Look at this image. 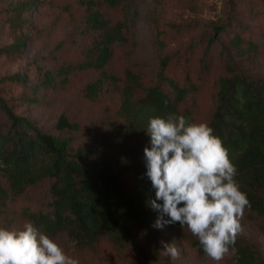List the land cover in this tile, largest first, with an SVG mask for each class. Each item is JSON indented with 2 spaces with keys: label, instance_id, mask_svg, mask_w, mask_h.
I'll list each match as a JSON object with an SVG mask.
<instances>
[{
  "label": "rangeland",
  "instance_id": "374dc122",
  "mask_svg": "<svg viewBox=\"0 0 264 264\" xmlns=\"http://www.w3.org/2000/svg\"><path fill=\"white\" fill-rule=\"evenodd\" d=\"M96 1L112 24L126 22L125 41L114 47L110 70L122 77L126 66H136L144 76L145 88L160 86L175 97L170 82L159 76L164 57L161 48L168 46L171 59L164 73L188 89L180 109L192 113L193 123L211 125L222 79L232 77L227 62L232 61L240 74L264 80V0H167L164 14L156 0H127L114 10L104 7V0ZM234 32L245 40L244 51L252 42L256 52L240 58ZM97 35L87 28L85 7L77 0H0V99L41 131L70 140L73 151L93 144L108 153L104 146L117 137L112 133L121 106L117 92L91 103L85 99L86 87L97 80V72L84 70L69 85L58 74L65 60L83 63ZM17 75L23 82L13 80ZM46 75L54 77L50 85L45 83ZM63 115L79 126L77 131L56 128ZM228 151L233 160L242 148ZM117 154L126 157L128 151ZM141 156L145 157L144 150ZM125 185L133 190L136 181L130 176ZM50 202L49 183L43 182L0 211V228L22 229L29 220L22 218L21 211L27 207L46 210ZM241 223L244 231L237 240L256 249L264 261V217L245 212ZM155 229L134 227L121 248L108 236L88 251L77 248L68 234L52 239L80 264H215L198 254L194 248L198 239L186 226ZM173 241L181 251L176 260L161 254L166 250L161 242ZM232 257L226 256L220 264H232Z\"/></svg>",
  "mask_w": 264,
  "mask_h": 264
},
{
  "label": "trees",
  "instance_id": "16d2710c",
  "mask_svg": "<svg viewBox=\"0 0 264 264\" xmlns=\"http://www.w3.org/2000/svg\"><path fill=\"white\" fill-rule=\"evenodd\" d=\"M126 1L104 0V7L118 9ZM156 1L160 6L157 9H162L164 14L168 1ZM77 2L85 7L86 26L98 34V41L87 52L83 63L65 60L59 65L58 74L64 76V85H69L70 79L84 70L97 72V80L86 87L85 99L91 103L117 92L121 106L116 113L118 124L112 132L117 137L104 146L108 153H101L100 146L93 144L73 151L70 140L41 131L18 115L9 102L0 99V117L4 124L0 127V211L30 189L48 182L51 202L46 210L27 207L21 211L22 218H27L50 238L68 234L82 251L92 250L104 236L121 248L134 227L156 230L153 225L159 213L149 206V201L155 199V189L146 175V159L141 154L146 147L151 148L147 132L150 119L176 114L193 121L191 112L182 113L180 109L188 89L167 79L164 73L171 59L168 46L161 48L164 57L159 76L170 82L175 97L160 86L145 88L144 76L136 66H126L122 77L112 72L114 47L125 41L126 22L112 24L99 11L96 0ZM232 34L240 58L256 52L255 43L249 42V48L244 51L242 35ZM226 68L232 77L222 79L219 105L210 127L228 150L242 148L232 162L238 169L236 179L241 191L247 193L251 204L245 212L264 217V80L244 72L240 74L232 61L226 63ZM53 79L46 75V85ZM13 80L23 82L18 75ZM56 128L72 132L79 126L63 115ZM122 149H127L126 157L117 154ZM130 176L136 181L133 190L125 185ZM170 226L182 228L179 223ZM194 248L199 255L207 257L198 240ZM235 249L232 264H264L259 252L242 239L236 241Z\"/></svg>",
  "mask_w": 264,
  "mask_h": 264
},
{
  "label": "clouds",
  "instance_id": "9594fccd",
  "mask_svg": "<svg viewBox=\"0 0 264 264\" xmlns=\"http://www.w3.org/2000/svg\"><path fill=\"white\" fill-rule=\"evenodd\" d=\"M147 132L151 148L144 149L146 175L155 189L149 206L159 213L153 227L186 226L206 256L220 264L235 253L244 231L241 221L251 207L228 149L208 123H193L183 115L152 118ZM161 243L166 249L162 255L180 258L175 241ZM0 264L80 262L29 221L22 229L0 228Z\"/></svg>",
  "mask_w": 264,
  "mask_h": 264
}]
</instances>
